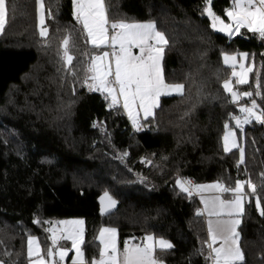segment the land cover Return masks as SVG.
<instances>
[{"label": "trees", "instance_id": "trees-1", "mask_svg": "<svg viewBox=\"0 0 264 264\" xmlns=\"http://www.w3.org/2000/svg\"><path fill=\"white\" fill-rule=\"evenodd\" d=\"M231 2L211 0L212 11L225 23ZM42 3L43 25L36 0H5L6 23L0 32V261L28 264V235L46 246L53 221L81 217L87 256L97 231L113 226L118 247L126 240L143 243L150 234L174 245L155 249L163 264H211L206 260L204 215L197 214L199 201L176 185L177 178H187L192 184L213 181L227 188H234L237 179L256 185V196L245 198L239 246L244 264H264V216L255 206L259 197L264 209V123L253 120L241 131L232 118L252 99L264 109V39L243 28L230 40L215 32L204 0H103L110 23L155 22L168 41L162 54L164 79L184 86L178 95L160 97L137 131L119 104L110 109V98L85 86L91 57L102 48L90 44L73 15L72 0ZM43 27L48 29L45 37L40 35ZM65 36L73 57L67 65L61 47ZM226 51L249 54L248 83L233 82L232 87L253 93L251 98L241 96L233 103L225 91L223 82L231 76L221 61ZM258 81L261 94L256 96ZM14 94L19 105L33 108L27 106L28 116L8 103ZM226 122L241 139V146L227 153L222 144ZM105 191L116 208L101 215L97 198ZM244 191L250 192L247 184Z\"/></svg>", "mask_w": 264, "mask_h": 264}, {"label": "snow or ice", "instance_id": "snow-or-ice-1", "mask_svg": "<svg viewBox=\"0 0 264 264\" xmlns=\"http://www.w3.org/2000/svg\"><path fill=\"white\" fill-rule=\"evenodd\" d=\"M204 12L211 19V27L218 29L222 33H226L230 40L233 36L241 33V29H247L254 34L258 33L264 39V0H232V7L225 10L228 23L217 16L211 8V0H204ZM39 10V22L44 24V5L42 0H36ZM73 15L77 22L83 24V29L87 33L90 43L96 46L107 45L109 41L113 47L112 53L103 52L100 56L91 57V65L87 71L91 72L90 77H85V86L89 91H98L107 93L105 99L110 98L108 107L114 108L120 104L121 98L123 108L127 112L132 126L139 131V111H143L145 117L153 114V109L158 106L159 97L167 94L169 91L182 93V84L167 83L162 75L161 59L164 46L168 43L163 32L158 31L154 21L146 22H126L125 20L114 21L110 24L112 34L109 35V21L105 14V6L103 0H72ZM6 23V7L5 0H0V30L4 28ZM48 34L46 27L41 28L40 35L45 37ZM119 44V51L115 50V46ZM69 37L65 36L61 43L63 48L62 59L65 64H70L73 57L68 51ZM139 48V54L133 55L131 48ZM248 53H238L240 58L241 71H233L232 75L238 77L237 84H247V74L251 68H246L243 60L247 58ZM111 56L114 62H108ZM237 55L224 54V63L231 64L235 68ZM114 76V79L112 77ZM89 79L91 83H89ZM259 81L257 82L256 96L261 93L259 91ZM224 89L231 94V102L235 103L240 100L241 96L251 98L253 93H239L233 90L229 80L224 81ZM242 116L232 117L235 120L236 128L243 130V126L251 123L253 120L264 123V109L260 108L255 99L251 100V105H242L239 109ZM95 126V123H94ZM225 132L223 136V150L229 152L232 148L237 147L236 132L233 131L226 122L224 125ZM127 156L128 153H123ZM243 149L240 150V161L243 162ZM150 163V161H149ZM264 175V174H262ZM176 184L183 192L192 195V188L196 190L215 189L217 191L232 192L234 199L221 200L218 196L211 201L201 198V202L205 205L203 210L198 209L197 214L201 215L207 212L209 219L207 220L208 239L204 241L208 249L206 260H210L211 264H244V255L239 246L240 233L237 227L241 224L240 217L245 213L244 201L246 196H256L257 189L250 180L243 181L237 179L234 188H227L222 183L216 182L209 185H191L190 181H182L179 178ZM247 184L250 192L244 191ZM187 185V186H186ZM107 199L109 206L116 203L109 193L105 191L101 197L103 204ZM256 209L261 216H264V209H261V200L256 198ZM101 211H104L102 207ZM211 217H216L213 220ZM227 217V218H224ZM39 221H34L38 223ZM44 223H50L45 221ZM60 223L75 226L66 228L69 235L67 239L72 240V246L76 251L72 259V264H87L84 253L81 250L83 240V221H61ZM47 231L52 233L50 237L53 245L56 244V229L50 228ZM101 247L99 249V259L93 258L91 264H163L161 260L154 255L155 249L170 250L174 245L163 238H155L152 235L143 237V245L129 244L126 240L122 253H118L116 245V229L101 228L100 235L97 237ZM217 241L219 246L217 247ZM67 248H58L54 251L52 248L47 250V257L52 258L58 256L63 261L68 254ZM198 254H203V249ZM35 255V259H31ZM28 256L30 264H55L51 259H45L40 252V246L36 237H28ZM0 264H4L0 261Z\"/></svg>", "mask_w": 264, "mask_h": 264}, {"label": "rangeland", "instance_id": "rangeland-1", "mask_svg": "<svg viewBox=\"0 0 264 264\" xmlns=\"http://www.w3.org/2000/svg\"><path fill=\"white\" fill-rule=\"evenodd\" d=\"M231 7H232V2H231V6L229 8H231ZM229 8H227V9H229ZM256 34H258V33H256ZM240 53H245V52H240ZM224 54L237 55V60H236V63H235V68H233V66L231 64L226 65L224 63ZM221 61H222V63L224 65H226L227 67H229L230 68V71H231V76L228 79H226V80H229L230 83H231V85L233 84V82L236 83V80L238 79V77L233 76L232 73H233V71H236V72L241 71V69H240V62L241 61H240V58L238 56V53H236V52H229V51L223 52L222 55H221ZM243 63L245 64V67L246 68H249L248 65H247V58H245L243 60ZM249 77H250V72H248V74H247V80L248 81H249ZM223 86H224V82H223ZM9 99H8V103L11 104L12 108L13 109H21L22 111H24L23 114L25 116H28L30 114L29 113L30 112L29 108L30 109H33V108L29 107L28 104L19 105L17 102L20 99L17 100L16 97H15V94H14V98H11L10 100ZM23 102L27 103L26 100H23ZM50 110L51 109H49V108L42 109V111H44V112H47V111H50ZM7 112H8V110H7ZM39 115H40V112L38 111V114H37V112L35 111V118H38ZM239 116H242V114L239 113ZM231 129L236 132L237 147H240L241 146L240 135L236 131V129H234V128H231ZM224 132H223V135H222V144H223ZM179 179L182 180L181 178H179ZM213 183H215V182H213V181H207V182H202V183H194L192 185H209V184H213ZM178 188L181 189L179 186H178ZM191 191H192V194L197 197V199L199 201V204H200V207H201V210H203L204 207H205V205L201 202V198L202 197L205 200H208V201H211L214 197H217V196L221 200H225V201L234 199V195H233L232 192H231L230 195H225L224 196L223 193H225V192H223V191H217L215 189H208V190H202L201 191V190H196L195 188H192ZM244 205H245V201H244ZM203 215H204L205 225H206V231H207V220L209 219V217L207 215V212H204ZM211 218L213 220L216 219V217H211ZM224 218H227V217H224ZM240 219H241V217H240ZM73 220H82L84 222L83 218H81V217H65V218H59V219L53 221L52 224L49 226L48 229H50V228H55L56 229L57 241H56V244L55 245H53V243H52V240L50 238L52 236V233L49 232V231H48L49 232L48 239H49V242L50 243H48L46 246H43L42 245V242H41V240H40V238L38 236H36V235H28L27 236V239H26V254H27V257H28V264H30V258L28 256V237L29 236L36 237L37 242L39 243V246H40L41 255H43L45 259H51L52 261L55 262V264H72V259L71 258L74 255H76V251H75V249L72 246V240L71 239H67V236L69 235V233H68V231H65V229L66 228H69V227H75V226L65 225V224H62L60 222L61 221H73ZM238 227H237V231H238ZM102 228H114V229H116L113 226H104ZM100 229L96 233V236H95V240L96 241H95V243L92 244L93 252L90 254V256L89 255L87 256L86 253H85L84 247H83V244H84V234H85V223H83V240H82V243H81V250L84 253V258H85V261L87 262V264H91V261L93 260V258L99 259V249L101 247V244H100L99 240L97 239V237H99V235H100ZM207 237H208V234H207ZM128 242H129V244H140V245H143V243H144V242L143 243H134V242H131V241H128ZM219 243L220 242L217 241V244H216L217 247L219 246ZM238 243H239V241H238ZM116 245H117L118 253H122L123 252L124 245H123V247H118V244H117V230H116ZM49 248H52L54 251H56V249H58V248H67L69 251H68V254L65 256L64 260L63 261H60L58 256H54L52 258L47 257L46 253H47V250ZM35 258H36L35 255H33V257L31 259H35Z\"/></svg>", "mask_w": 264, "mask_h": 264}, {"label": "crops", "instance_id": "crops-1", "mask_svg": "<svg viewBox=\"0 0 264 264\" xmlns=\"http://www.w3.org/2000/svg\"><path fill=\"white\" fill-rule=\"evenodd\" d=\"M37 13H38V18H39V10H38V5H37ZM105 14H106V11H105ZM107 17V16H106ZM136 22H142V21H136ZM143 22H146V21H143ZM129 23H131V22H129ZM110 22H109V25L107 26L108 27V31H109V35H111L112 34V29H111V27H110ZM83 25V24H82ZM158 30V29H157ZM159 31V30H158ZM0 32H1V30H0ZM91 45H93L92 43H90ZM96 46V45H95ZM99 47H101L102 48V50L98 53V54H96L95 56H100V55H102V53L103 52H108V53H112V51H113V47H112V45H111V42L109 41V43L107 44V45H100ZM115 50L118 52L119 51V44H117L116 46H115ZM131 51H132V54L133 55H137V54H139V48H137V47H132L131 48ZM108 62L109 63H112V67H113V69H114V67H115V65H114V62L112 61V58H111V56H109V59H108ZM91 65V64H90ZM161 68H162V59H161ZM92 75V73L90 72V76ZM162 75H163V71H162ZM112 79H114V76L112 77ZM105 95H107V93H104ZM178 94H180V93H177V92H175V91H169L167 94H162L160 97H162V96H165V95H178ZM160 97H159V99H160ZM120 106H121V108L123 109V111H124V113H125V115L128 117V114H127V112L124 110V108H123V101H122V98H121V102H120V104H119ZM154 110H155V108L153 109V113H154ZM153 115V114H152ZM151 116V115H150ZM149 117V116H148ZM129 118V117H128ZM138 118H139V121H140V119L141 118H146L145 116H144V114H143V111H139V115H138ZM130 120V119H129ZM131 121V120H130ZM132 123V122H131Z\"/></svg>", "mask_w": 264, "mask_h": 264}, {"label": "water", "instance_id": "water-1", "mask_svg": "<svg viewBox=\"0 0 264 264\" xmlns=\"http://www.w3.org/2000/svg\"><path fill=\"white\" fill-rule=\"evenodd\" d=\"M211 23H212V22H211ZM213 30H214L215 32L222 33V32H220L218 29H213ZM222 34H224V35L227 36L226 33H222ZM104 193H105V192H104ZM104 193H101V194L98 196V198H97V201H98V212H99V214H101V215L109 214V213L113 212V211L115 210V208H116V203H115L114 205H112V206H109L107 199H105L104 202H103V204H102V202H101V197L104 195ZM109 195H110V194H109ZM102 207L104 208V211H103V212L101 211Z\"/></svg>", "mask_w": 264, "mask_h": 264}, {"label": "built area", "instance_id": "built-area-1", "mask_svg": "<svg viewBox=\"0 0 264 264\" xmlns=\"http://www.w3.org/2000/svg\"><path fill=\"white\" fill-rule=\"evenodd\" d=\"M184 181H190L191 184L193 183V180H192V179H187V178H185Z\"/></svg>", "mask_w": 264, "mask_h": 264}]
</instances>
